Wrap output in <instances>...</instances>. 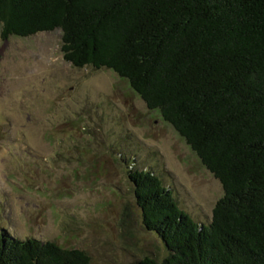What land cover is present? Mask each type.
Returning <instances> with one entry per match:
<instances>
[{
    "label": "trees",
    "instance_id": "16d2710c",
    "mask_svg": "<svg viewBox=\"0 0 264 264\" xmlns=\"http://www.w3.org/2000/svg\"><path fill=\"white\" fill-rule=\"evenodd\" d=\"M1 37L60 30L65 59L126 80L224 190L209 223L153 171L129 172L168 255L140 264H264V0H0ZM0 225V264H90Z\"/></svg>",
    "mask_w": 264,
    "mask_h": 264
},
{
    "label": "rangeland",
    "instance_id": "374dc122",
    "mask_svg": "<svg viewBox=\"0 0 264 264\" xmlns=\"http://www.w3.org/2000/svg\"><path fill=\"white\" fill-rule=\"evenodd\" d=\"M61 45L60 30L0 34V225L85 250L90 264L161 262L129 172L153 171L205 224L223 186L126 80L73 66Z\"/></svg>",
    "mask_w": 264,
    "mask_h": 264
}]
</instances>
